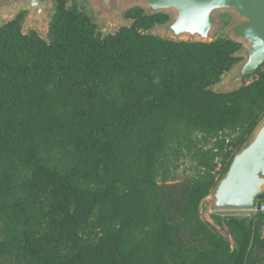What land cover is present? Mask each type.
<instances>
[{
	"label": "trees",
	"instance_id": "obj_1",
	"mask_svg": "<svg viewBox=\"0 0 264 264\" xmlns=\"http://www.w3.org/2000/svg\"><path fill=\"white\" fill-rule=\"evenodd\" d=\"M125 16L107 34L75 4L46 38L23 32V12L0 25V264H264V214L231 217L233 244L200 218L213 162L194 180L157 179L168 143L191 132L239 133L226 172L264 117V70L215 91L240 42L164 38L149 30L168 14ZM53 153L71 165L43 159Z\"/></svg>",
	"mask_w": 264,
	"mask_h": 264
},
{
	"label": "water",
	"instance_id": "obj_2",
	"mask_svg": "<svg viewBox=\"0 0 264 264\" xmlns=\"http://www.w3.org/2000/svg\"><path fill=\"white\" fill-rule=\"evenodd\" d=\"M95 5L100 12L113 14V20H121L128 6L142 7L147 14H170L168 21L152 28L161 31L164 38L203 42L215 39L216 12L231 10L240 20L230 27V39L247 48L238 51L241 60L227 80V86L235 87L231 90L242 86L245 77L256 73L264 64V0H95ZM21 12H29L27 22L45 29L51 2L22 0L9 6L0 5V17L8 18L7 21ZM211 191L215 209L248 210L264 194V117L234 154Z\"/></svg>",
	"mask_w": 264,
	"mask_h": 264
},
{
	"label": "rangeland",
	"instance_id": "obj_3",
	"mask_svg": "<svg viewBox=\"0 0 264 264\" xmlns=\"http://www.w3.org/2000/svg\"><path fill=\"white\" fill-rule=\"evenodd\" d=\"M22 0H0V5L9 6ZM51 12L46 15V18H52L55 11L60 7H71L76 5L77 9L89 15L92 22H94L98 29L103 33H112L118 30L122 25L130 24L132 19L125 16V12L131 8H140L145 12V9L138 6H128L122 12L121 20H113V14L100 12L95 5V0H50ZM218 18V25L213 31V37L231 38L229 33L230 27L238 22L240 19L231 10H219L216 12ZM170 16V14H168ZM29 12H23L22 17V30L28 33L31 30L36 31L41 37L46 38L47 28L41 29L40 25L31 24L28 21ZM8 18L0 17V25L7 22ZM150 32L158 35L163 33L155 28H151ZM245 45L242 49H246ZM238 62L226 73H224L220 80L211 86L215 91H229L235 87L227 86V80L234 73ZM261 69L264 70V64ZM257 73L245 77L244 82H250ZM237 131L220 132L216 135H206L199 132H191L184 137H175L172 139L164 152L160 156L158 168L159 175L157 177L159 182L165 179L167 183L182 182L185 180H194L200 177L205 167L201 162H213L215 167L213 172L216 175V180L219 178L222 170L224 169L228 159H224V153L228 149L229 142L235 140L238 136ZM219 145H224V150H219ZM54 164L55 167H68L71 165L69 157L65 153H53L43 155V159ZM212 159V161H211ZM229 166V164H228ZM228 168V167H227ZM199 215L202 220L210 224L216 229L223 237H225L231 244L238 236V231L231 225L230 218L235 216L242 220H250L254 218V214L245 209H215L213 206L212 191L205 197L199 208ZM83 236L89 239L96 238L100 233V225L95 216L84 227ZM261 234H264V229L261 228Z\"/></svg>",
	"mask_w": 264,
	"mask_h": 264
},
{
	"label": "built area",
	"instance_id": "obj_4",
	"mask_svg": "<svg viewBox=\"0 0 264 264\" xmlns=\"http://www.w3.org/2000/svg\"><path fill=\"white\" fill-rule=\"evenodd\" d=\"M248 211L252 212L254 215L258 213L264 214V194L256 199L254 206L251 209H248Z\"/></svg>",
	"mask_w": 264,
	"mask_h": 264
}]
</instances>
